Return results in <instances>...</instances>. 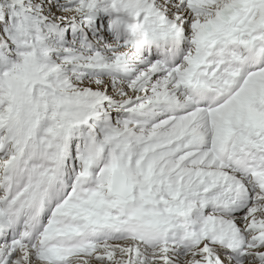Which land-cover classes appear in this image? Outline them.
<instances>
[{
	"label": "snow or ice",
	"instance_id": "snow-or-ice-1",
	"mask_svg": "<svg viewBox=\"0 0 264 264\" xmlns=\"http://www.w3.org/2000/svg\"><path fill=\"white\" fill-rule=\"evenodd\" d=\"M0 264H264V0H0Z\"/></svg>",
	"mask_w": 264,
	"mask_h": 264
}]
</instances>
